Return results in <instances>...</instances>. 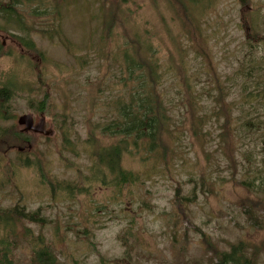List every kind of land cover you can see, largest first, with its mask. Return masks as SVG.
<instances>
[{
  "label": "rangeland",
  "instance_id": "rangeland-1",
  "mask_svg": "<svg viewBox=\"0 0 264 264\" xmlns=\"http://www.w3.org/2000/svg\"><path fill=\"white\" fill-rule=\"evenodd\" d=\"M38 1L20 13L42 58L22 50L14 23L0 17V88L13 92L0 119V247L9 264H33L41 247L58 264H215L239 243L264 264V0H182L197 46L168 0H108L120 8L109 40L99 0ZM56 1L59 16H30ZM56 28L63 43L42 33ZM135 32L161 67L169 129L157 156L140 163L124 154L122 168L141 181L115 189L89 173V145L114 141L96 126L112 120V101L126 102L119 54ZM45 92L50 109L37 114ZM23 115L44 117L51 136L14 142ZM15 207L43 222L4 221Z\"/></svg>",
  "mask_w": 264,
  "mask_h": 264
},
{
  "label": "trees",
  "instance_id": "trees-1",
  "mask_svg": "<svg viewBox=\"0 0 264 264\" xmlns=\"http://www.w3.org/2000/svg\"><path fill=\"white\" fill-rule=\"evenodd\" d=\"M30 1L32 0H8L6 4L0 3V17L7 24L14 23V41L22 50L42 58V53L36 49L34 42L29 39L28 32H30L31 28L24 26V16L22 18V13H20L25 7H30ZM41 1L39 0L38 3ZM181 1L168 0L177 17L181 18V27L185 30L184 37L188 39L189 43L196 45V40H201V35L195 36L197 28H195V24L190 19L189 11L185 6L180 5ZM99 3L98 12L101 17L103 33L105 34L104 39L109 40L112 36L111 30L116 26L117 20H119V17L117 19L115 17L119 14L120 8L116 4L115 12L113 10V1L99 0ZM57 4L56 1L50 10L48 8L43 10H40L39 7L34 8L30 10V16H48L52 15L53 12H55L56 16H59ZM42 5L44 4L42 3L40 7ZM2 30L4 31L5 29ZM42 33L50 39L52 36H58L62 43L65 41L60 38L57 28L45 30ZM258 42H264V37L259 39ZM123 47L119 57L122 62L121 71L124 76L119 83L123 88L130 87V91L128 95L126 94V102L122 98H116L110 103L113 108L112 120L96 126L101 137L111 138L115 142L101 145V140L95 142L97 138L94 137V144L89 145L92 158L89 173L95 177L96 182L101 186H112L115 189L133 186L141 181L140 173L125 171L122 168L121 162L124 154L138 159L140 163H143L145 159L148 160L151 156H157L162 148V136L169 129V115L163 105V96L159 88L162 85L161 67L155 58L152 46L140 33L135 32L128 37V41L126 39ZM66 48L69 47L66 46ZM1 50L2 47L0 45ZM180 67L182 69L181 65ZM37 80L41 85H44L41 70L37 73ZM12 93V87L7 84L0 88V119L8 118L5 112V105L11 100ZM49 99V92H45L34 106V112L45 114L50 109ZM63 138L67 143L68 139L65 133H63ZM28 139L25 133H14V142L18 144L23 145L28 142ZM144 154L146 157H144ZM25 163L27 164L28 162ZM42 178L52 189L57 188L56 183L43 175ZM3 220L6 222L22 220L31 224L43 222L37 214L26 213L19 207L8 210ZM245 251L246 247L244 244L239 243L236 246H232L230 252L217 254L212 262L215 261V264H253V261L245 256ZM9 254L5 247H0V264L10 263ZM31 257L33 264H58L57 257L47 247H41L33 251Z\"/></svg>",
  "mask_w": 264,
  "mask_h": 264
},
{
  "label": "water",
  "instance_id": "water-1",
  "mask_svg": "<svg viewBox=\"0 0 264 264\" xmlns=\"http://www.w3.org/2000/svg\"><path fill=\"white\" fill-rule=\"evenodd\" d=\"M17 125L21 127V132L25 134L39 135L44 138L51 136V132L46 129L44 117H41L37 124L30 115H23L17 119Z\"/></svg>",
  "mask_w": 264,
  "mask_h": 264
},
{
  "label": "flooded vegetation",
  "instance_id": "flooded-vegetation-1",
  "mask_svg": "<svg viewBox=\"0 0 264 264\" xmlns=\"http://www.w3.org/2000/svg\"><path fill=\"white\" fill-rule=\"evenodd\" d=\"M41 117H42V116H41ZM41 117H40V118H41Z\"/></svg>",
  "mask_w": 264,
  "mask_h": 264
}]
</instances>
